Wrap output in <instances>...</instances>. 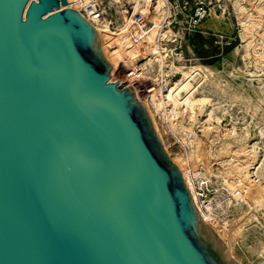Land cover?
Masks as SVG:
<instances>
[{
  "label": "water",
  "instance_id": "95a60500",
  "mask_svg": "<svg viewBox=\"0 0 264 264\" xmlns=\"http://www.w3.org/2000/svg\"><path fill=\"white\" fill-rule=\"evenodd\" d=\"M67 6L0 0V264H239Z\"/></svg>",
  "mask_w": 264,
  "mask_h": 264
},
{
  "label": "rangeland",
  "instance_id": "374dc122",
  "mask_svg": "<svg viewBox=\"0 0 264 264\" xmlns=\"http://www.w3.org/2000/svg\"><path fill=\"white\" fill-rule=\"evenodd\" d=\"M121 1H130L134 8L136 0ZM154 1H137L136 7L139 4L147 12ZM125 8L119 15L113 14L115 29L108 27L123 36L132 12L127 5V14ZM161 13L150 10L155 24L152 30L165 22L154 37L158 59L149 64V60L140 58L139 65L145 66L138 74H142V80L150 79L145 83L153 84L159 101L183 77L182 72L196 70L193 92L210 102L193 115L183 105L174 114L170 104L156 108L146 96L156 130L172 161L187 173L198 205L212 225L206 224L224 242L235 262L264 264V202L239 201L226 183L234 177L228 172L248 154L251 175L264 183L259 176L262 169L257 170L264 163V0H214V12L195 24L191 15L174 20ZM113 77L120 83V77ZM131 88L136 93L135 87ZM199 139L210 143L206 146L210 165L195 156ZM228 238L232 245L229 250Z\"/></svg>",
  "mask_w": 264,
  "mask_h": 264
},
{
  "label": "bare ground",
  "instance_id": "6f19581e",
  "mask_svg": "<svg viewBox=\"0 0 264 264\" xmlns=\"http://www.w3.org/2000/svg\"><path fill=\"white\" fill-rule=\"evenodd\" d=\"M137 1L143 2L144 0H136L135 3H137ZM158 1H159V3L162 2V0H158ZM68 3L69 4L67 7H69V8L78 9V7H79L78 2L76 0H70ZM137 6L138 7H136V4H135L136 9L140 8L139 4H137ZM62 9H64V7H62ZM126 22L128 23V20ZM94 23L96 24L95 27L99 33V37H100V40L102 43L104 53H105L106 57L108 58V60L113 65V70L111 72L112 79H115L113 76L120 77V79H119L120 84H122L125 87H129V86L135 87L136 93L138 95V100L140 102H142L148 108V110H149L148 102L144 100V98L146 96L151 98L150 102L156 108L170 104V106L173 107V108H171V112L174 114L177 112L178 107L180 105H183V106L187 107L186 111H189L190 114L193 115V114H195V110L197 108L203 109V107L210 102V100L207 97L197 98L193 92L194 88L192 87V80L195 79V76H193V73L196 70L194 72H192V71L191 72H182L183 77L181 79L177 80L175 82V84L169 88L168 94L163 98V100H159L160 102L157 101L156 91H155L154 87L152 88L153 84L151 83V85H147L145 83L146 81L147 82L150 81V79H145V77H144V80H142V77H141L142 74H138V72L141 70V68L143 69L145 66L144 64L139 65L140 58L145 59V60H149V64H151L153 62V60L158 59L157 50L153 47V44H154V37L156 35V32L160 28L162 22H159V24L156 25L157 30L156 31L151 30V32L149 34L150 36L148 35V37L145 39V41L150 45L149 48H145V50H146L145 53H144V47L142 46V43L140 45H137L138 43H136L134 41V39H132V37L130 36V34H129L130 29L128 27V24L125 25V27H127V30L125 29V32L123 30V32L125 33V34L123 33L124 34V36H123L121 34H117L113 31L109 30L108 29V27H109L108 23H106L104 21L102 22V21L95 20ZM252 26H253V24H252ZM250 27H247L248 28L247 31L250 30ZM159 59H160V57H159ZM128 69H130V70H128ZM138 93H141L142 95H140ZM164 110H165V107H164ZM182 117H183V115H182ZM211 117H212V112L210 113L209 119H211ZM207 129L210 130V128H208V127H207ZM221 135H223V134H221ZM228 136H229V134H228ZM209 141H207V142H209ZM197 145H198L197 146V152H196L195 156L198 159H203V161L207 160L206 146L210 145V143L207 144L206 141L204 142L203 140L199 139L197 142ZM242 149H244V147H242ZM228 151H230V150L228 149ZM244 152L249 153V151H247V150H244ZM240 153H242V151ZM240 153H239V155H240ZM249 155L250 154H248V157L245 156L247 158L246 160H244V161L241 160L240 162L238 161V164L233 167V171L228 172L229 175L231 173L234 174V177L232 180L231 179L226 180L225 178L224 179L227 181L226 183L229 185V187L234 191V197L237 200H239V201L241 200L243 202H246L247 204H251L252 202L262 203V202H264V183L260 182L257 179V177L254 178L251 175L250 166H252V165L250 162L251 157H249ZM226 157H228V156H226ZM242 157H243V155H242ZM233 158L235 159V155L231 159H233ZM239 158H240V156H239ZM205 163L206 164L208 163L210 165L208 160ZM207 166H206V168L208 169ZM263 166H264V163H261L260 167L257 169L258 171L260 169H262L261 170L262 173L259 174V176L262 178H264ZM180 168L182 169V167H180ZM258 171H257V174H258ZM182 173H183L185 180L188 183L191 194L193 196L194 203L197 206L203 221L209 225H212L209 222V217H207L203 214L200 206L198 205V202L195 198V194L192 190L190 182L188 181L189 177L187 176V173L183 169H182ZM254 176H256V175L254 174ZM226 236H227V234H226ZM229 238L226 242L227 245L229 246L228 250L232 246V245H230L231 243H229L231 241V239H229ZM231 252H232V249H231Z\"/></svg>",
  "mask_w": 264,
  "mask_h": 264
},
{
  "label": "built area",
  "instance_id": "2783aa9c",
  "mask_svg": "<svg viewBox=\"0 0 264 264\" xmlns=\"http://www.w3.org/2000/svg\"><path fill=\"white\" fill-rule=\"evenodd\" d=\"M69 1L70 0H68V2ZM76 1L78 2L79 7L75 10L79 11L92 25L96 26L94 23L95 20L104 21L108 23V26L111 29H115L114 26L116 23L113 14L116 16L119 15L122 13L123 8H127L128 5L132 11L127 23L130 29L129 34L136 43L143 44L144 53L146 52L145 48L150 46L145 42V39L150 34L151 30L155 28V24L150 18L151 9L153 13L158 15H162L161 12H164L166 15L168 14L169 19L173 18L174 20L185 15H191V20L194 24L201 22L214 12V0H162L161 4L156 0L147 12L141 7V10L134 11L135 6L132 8L130 1H124L123 4L121 0ZM125 12L129 14L127 9ZM163 24L165 25L164 21H162L161 25Z\"/></svg>",
  "mask_w": 264,
  "mask_h": 264
}]
</instances>
